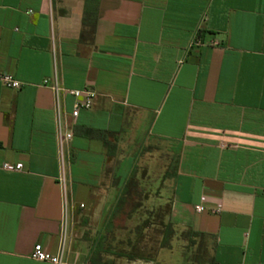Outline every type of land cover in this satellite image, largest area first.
<instances>
[{"label": "crops", "instance_id": "crops-1", "mask_svg": "<svg viewBox=\"0 0 264 264\" xmlns=\"http://www.w3.org/2000/svg\"><path fill=\"white\" fill-rule=\"evenodd\" d=\"M0 40V264H264V0H0ZM55 82L96 93L59 95L66 208ZM136 196L183 235L157 262L117 225Z\"/></svg>", "mask_w": 264, "mask_h": 264}, {"label": "built area", "instance_id": "built-area-1", "mask_svg": "<svg viewBox=\"0 0 264 264\" xmlns=\"http://www.w3.org/2000/svg\"><path fill=\"white\" fill-rule=\"evenodd\" d=\"M1 44V40H0ZM3 85L9 89L20 90L23 88V84L9 75L0 77ZM44 84H48V81H45ZM53 91L55 92L57 98V115H56V127H57V139L59 147V159H60V175L59 182L62 187L63 197L65 201V208L67 206V179H66V165L69 161V156L67 154V145L73 139V134L64 130L63 128V119L60 114L59 108V95L62 92L68 93L71 97L74 98L73 109L71 116L77 118L81 111L90 110L93 106V102L96 99V93L90 89H79V90H66L61 88L56 82L51 85ZM6 171H21L23 166L21 164L11 166L5 164L3 166ZM198 211H204V208L198 207ZM36 261L49 262L52 264H64L63 262V250L61 249L58 255H51L47 253L41 245H36L33 249L31 256Z\"/></svg>", "mask_w": 264, "mask_h": 264}, {"label": "rangeland", "instance_id": "rangeland-1", "mask_svg": "<svg viewBox=\"0 0 264 264\" xmlns=\"http://www.w3.org/2000/svg\"><path fill=\"white\" fill-rule=\"evenodd\" d=\"M150 158H152V156L150 154L146 155L145 153H143L141 155L140 161L142 163H146L147 161L150 160ZM167 164H168V162H167ZM167 189H168V187H167ZM167 196H168V190H167ZM137 198L138 197L136 196V197H134V199L133 198L128 199L127 202L118 203V209L123 210V211H128L130 214L134 213L136 216H134L132 218H129V217L128 218H121L120 217L117 219L118 220L117 225L123 226V227L127 224L129 225L128 226L129 229L127 230V233L123 232V233H121V236L123 237L124 241L132 240L133 247H137L140 250L143 247L147 246V244H149L148 243L149 241L155 242L156 235L152 234L151 230L145 232L147 230V229L145 230V227L148 226L149 224L156 222V219H155L156 217L148 218L145 214H143L142 213L143 210H147V209L141 207L142 203L140 202V200H137ZM138 211L140 213H137ZM159 222L160 221H158V223ZM146 223H148V225ZM135 232H137V234ZM148 247H149V245H148ZM148 247H146V249H148ZM142 253H145V250L144 251L141 250V254Z\"/></svg>", "mask_w": 264, "mask_h": 264}, {"label": "trees", "instance_id": "trees-1", "mask_svg": "<svg viewBox=\"0 0 264 264\" xmlns=\"http://www.w3.org/2000/svg\"><path fill=\"white\" fill-rule=\"evenodd\" d=\"M169 201L166 202L164 208L160 207L162 211H160V214H156L155 216H152L153 213L150 212V215L148 218L156 217V222L149 224L146 223L148 226L145 227V230L148 228H151L152 234L156 235L155 242L149 241L147 246L143 247L139 250L137 247H133V244L131 245L132 249L130 250V256L134 258H141L144 260H150L157 262L159 255L162 251H170L173 247V241L175 239H180L183 235L179 233V231L176 230V228L173 226V224L170 222L169 219ZM158 221H160L158 223ZM147 230L145 232H147ZM137 234V232H135ZM134 233V234H135ZM148 238V237H147ZM149 245V247H148ZM148 247V249H146ZM141 250L145 253L141 254ZM149 251V252H148Z\"/></svg>", "mask_w": 264, "mask_h": 264}]
</instances>
